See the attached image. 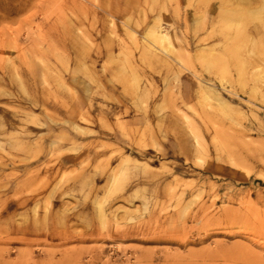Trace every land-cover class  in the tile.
<instances>
[{
	"label": "rangeland",
	"instance_id": "374dc122",
	"mask_svg": "<svg viewBox=\"0 0 264 264\" xmlns=\"http://www.w3.org/2000/svg\"><path fill=\"white\" fill-rule=\"evenodd\" d=\"M0 264H264V0H0Z\"/></svg>",
	"mask_w": 264,
	"mask_h": 264
},
{
	"label": "bare ground",
	"instance_id": "6f19581e",
	"mask_svg": "<svg viewBox=\"0 0 264 264\" xmlns=\"http://www.w3.org/2000/svg\"><path fill=\"white\" fill-rule=\"evenodd\" d=\"M156 29V28H155ZM149 33V32H148ZM151 37V42L152 43H155V41H157V40H162V43L163 42H165V40L167 41H169L170 40V37H169V35H168V33L166 32V31H164V30H160V29H157V30H154V31H152L151 30V32L149 33V35H148V37ZM149 40V39H148ZM147 42V41H146ZM151 42H149V43H151ZM157 43V42H156ZM158 43H160V42H158ZM170 43H171V40H170ZM160 45V44H159ZM168 45H170L169 43H168ZM173 46V45H172ZM171 47V46H170ZM176 51V50H175ZM205 82V81H204ZM205 83H207V82H205ZM207 84H209V83H207ZM207 84H205L206 85V87L208 88V89H211L212 87L210 86V85H207ZM213 86V85H212ZM189 137L191 138V139H195V137H194V135H193V133H189ZM197 139V138H196ZM197 141V140H196ZM195 141V143L194 144H191V145H196L198 142H196ZM122 168V167H121Z\"/></svg>",
	"mask_w": 264,
	"mask_h": 264
},
{
	"label": "crops",
	"instance_id": "0c3cea01",
	"mask_svg": "<svg viewBox=\"0 0 264 264\" xmlns=\"http://www.w3.org/2000/svg\"><path fill=\"white\" fill-rule=\"evenodd\" d=\"M178 39H180L182 42H184V43H186L187 42V37H185V36H181V37H178ZM78 129H81V128H79V127H77Z\"/></svg>",
	"mask_w": 264,
	"mask_h": 264
}]
</instances>
